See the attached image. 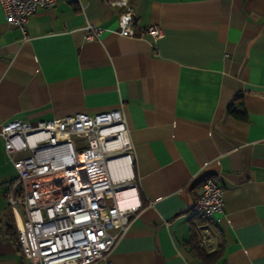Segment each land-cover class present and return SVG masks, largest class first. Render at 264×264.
Instances as JSON below:
<instances>
[{"label":"crops","instance_id":"crops-1","mask_svg":"<svg viewBox=\"0 0 264 264\" xmlns=\"http://www.w3.org/2000/svg\"><path fill=\"white\" fill-rule=\"evenodd\" d=\"M129 3L136 29L159 24L164 36L118 34L105 0H58L24 37L0 6V126L122 111L136 202L111 264H204L203 227L214 264H264V0ZM87 22L110 30L86 40ZM208 176L224 205L203 218L189 209ZM16 177L0 136V264H23L6 197Z\"/></svg>","mask_w":264,"mask_h":264},{"label":"built area","instance_id":"built-area-1","mask_svg":"<svg viewBox=\"0 0 264 264\" xmlns=\"http://www.w3.org/2000/svg\"><path fill=\"white\" fill-rule=\"evenodd\" d=\"M57 1L0 0V6L7 22L26 37L30 16ZM105 1L118 12V34L155 41L164 36L159 24L135 28L129 0ZM109 30L87 22L84 38L98 39ZM0 136L17 172L6 197L23 264H111L109 253L134 211L120 207L116 195L136 185L134 148L122 111L75 112L34 123L14 117L1 124ZM114 161H120L125 175H113ZM223 205V187L208 176L189 212L210 218L222 213ZM211 242L203 227L198 247Z\"/></svg>","mask_w":264,"mask_h":264},{"label":"bare ground","instance_id":"bare-ground-1","mask_svg":"<svg viewBox=\"0 0 264 264\" xmlns=\"http://www.w3.org/2000/svg\"><path fill=\"white\" fill-rule=\"evenodd\" d=\"M119 164L120 161H114L111 163L112 172L115 177L123 176L126 174V171L123 168L118 169ZM116 196L117 202L122 208H128L130 207L129 205H131L134 201L136 202V195L134 194V189H132V187L119 191Z\"/></svg>","mask_w":264,"mask_h":264},{"label":"trees","instance_id":"trees-1","mask_svg":"<svg viewBox=\"0 0 264 264\" xmlns=\"http://www.w3.org/2000/svg\"><path fill=\"white\" fill-rule=\"evenodd\" d=\"M232 106L229 107V111L234 116H236L237 118H240V117L242 118L245 115V113L243 111H236V110L232 109ZM15 233H16V230H15ZM16 242H17V236H16ZM197 243L198 242L196 241L195 248H196V254H197V256L202 260V262L204 264H214V260L217 258L218 253H213V254L212 253H210V254L208 253L207 254L206 252H204L203 250H201V249L198 248ZM219 251H221V250H219Z\"/></svg>","mask_w":264,"mask_h":264}]
</instances>
